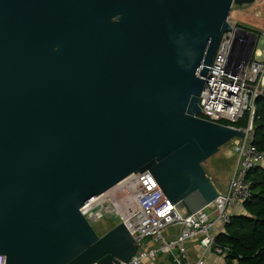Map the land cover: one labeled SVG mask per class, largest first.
Masks as SVG:
<instances>
[{
	"label": "water",
	"instance_id": "obj_1",
	"mask_svg": "<svg viewBox=\"0 0 264 264\" xmlns=\"http://www.w3.org/2000/svg\"><path fill=\"white\" fill-rule=\"evenodd\" d=\"M256 1L0 0L5 264L127 263L125 225L99 236L82 209L133 174L181 220L225 199L246 134L199 104L223 36H256L232 8Z\"/></svg>",
	"mask_w": 264,
	"mask_h": 264
},
{
	"label": "built area",
	"instance_id": "obj_2",
	"mask_svg": "<svg viewBox=\"0 0 264 264\" xmlns=\"http://www.w3.org/2000/svg\"><path fill=\"white\" fill-rule=\"evenodd\" d=\"M255 34L254 37L234 28L223 36L209 67L199 104L198 117L214 123L234 124L245 114L249 116L248 126L243 129L246 138L239 144L225 199L218 197L203 210L181 220L151 174L146 172L129 176L82 209L87 219L99 221L113 215L118 224L123 223L128 229L137 251L127 263L121 264H144L160 256L170 257L175 264H206L202 257L189 258L184 243L191 240L225 261L229 248L216 242L215 229L229 223L232 206H242L249 199L251 191L246 176L264 161L263 155L251 144L256 101L264 100V59H254L259 39ZM261 54L264 55V50H260ZM0 264H5L4 256H0Z\"/></svg>",
	"mask_w": 264,
	"mask_h": 264
},
{
	"label": "trees",
	"instance_id": "obj_3",
	"mask_svg": "<svg viewBox=\"0 0 264 264\" xmlns=\"http://www.w3.org/2000/svg\"><path fill=\"white\" fill-rule=\"evenodd\" d=\"M250 31L256 33L254 30ZM248 120L249 116L245 114L237 123L223 124L243 130L247 128ZM252 145L264 159L262 99L256 101L252 120ZM246 179L250 184L251 196L242 204V213L231 215L229 223L222 226V231L216 236L219 245L229 248L226 264H264V161L251 169Z\"/></svg>",
	"mask_w": 264,
	"mask_h": 264
},
{
	"label": "rangeland",
	"instance_id": "obj_4",
	"mask_svg": "<svg viewBox=\"0 0 264 264\" xmlns=\"http://www.w3.org/2000/svg\"><path fill=\"white\" fill-rule=\"evenodd\" d=\"M229 20L236 25H239L247 30H254L258 33L259 39L256 50H264V0H257L253 6H242L237 7L234 6L229 16ZM256 60H263L264 55H254ZM250 134V133H248ZM236 164V163H235ZM235 169V166H234ZM234 174V170L232 173V177ZM231 177V179H232ZM106 218L105 216L97 222L96 220L90 219L91 226L97 235L103 236L108 231L113 229L118 222L116 219Z\"/></svg>",
	"mask_w": 264,
	"mask_h": 264
},
{
	"label": "crops",
	"instance_id": "obj_5",
	"mask_svg": "<svg viewBox=\"0 0 264 264\" xmlns=\"http://www.w3.org/2000/svg\"><path fill=\"white\" fill-rule=\"evenodd\" d=\"M255 54L257 55V57L260 56L259 55L260 50H257ZM254 59L256 60L257 58ZM241 213H242L241 205H234L230 209L231 215L233 214L239 215ZM221 231H222V226L218 225L215 229V236H217V234H219ZM184 247L187 253L189 254V258L191 260L196 259L197 257H202L206 264H226L223 258L216 257L215 255L209 253L208 251H205L198 245V242L195 240L185 242ZM144 264H175V263H173V260L168 258L167 256H160L153 261L150 260L144 261Z\"/></svg>",
	"mask_w": 264,
	"mask_h": 264
},
{
	"label": "flooded vegetation",
	"instance_id": "obj_6",
	"mask_svg": "<svg viewBox=\"0 0 264 264\" xmlns=\"http://www.w3.org/2000/svg\"><path fill=\"white\" fill-rule=\"evenodd\" d=\"M110 216H111V215L107 216L106 218H111ZM112 218H113V217H112ZM97 222H99V221H97Z\"/></svg>",
	"mask_w": 264,
	"mask_h": 264
}]
</instances>
